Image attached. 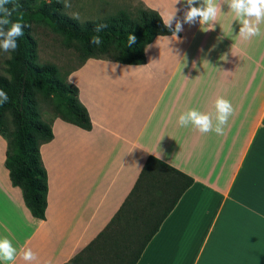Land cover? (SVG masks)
I'll return each mask as SVG.
<instances>
[{
  "label": "crops",
  "instance_id": "obj_1",
  "mask_svg": "<svg viewBox=\"0 0 264 264\" xmlns=\"http://www.w3.org/2000/svg\"><path fill=\"white\" fill-rule=\"evenodd\" d=\"M183 20L184 0H139ZM216 22L184 24L179 39L157 35L145 62L88 58L67 73L89 130L52 115L39 146L47 172L43 219L26 206L5 167L0 134V238L31 248L33 264H65L107 226L152 155L193 178L135 264H264V23L250 40L224 0ZM175 25L173 24V27ZM218 96L234 108L225 134L181 127L189 110L214 112ZM46 120V119H45ZM74 264H124L117 243L100 241Z\"/></svg>",
  "mask_w": 264,
  "mask_h": 264
},
{
  "label": "trees",
  "instance_id": "obj_2",
  "mask_svg": "<svg viewBox=\"0 0 264 264\" xmlns=\"http://www.w3.org/2000/svg\"><path fill=\"white\" fill-rule=\"evenodd\" d=\"M18 3L11 17L30 27L18 40L19 48L5 59L0 74V89L9 101L0 105V134L7 141L5 167L13 185L22 190L24 202L34 217L43 219L47 205V172L39 146L52 138L50 122L40 116V102L54 117L89 130L92 126L86 107L78 98V88L62 75L55 64H40L33 24H44L63 36L75 48L80 64L88 58H103L125 64L145 62L144 48L157 35L172 32L164 26L161 15L140 2L132 10H119L96 20L79 21L63 11L56 0H14ZM12 8L13 3L7 5ZM108 25L100 33L96 25ZM137 37L127 47L128 34ZM100 35L102 45L89 43ZM193 178L162 160L148 156L129 195L98 236L65 264H74L94 244L104 241L116 245L118 256L135 264L142 250L176 205ZM132 248L131 244H136Z\"/></svg>",
  "mask_w": 264,
  "mask_h": 264
},
{
  "label": "clouds",
  "instance_id": "obj_3",
  "mask_svg": "<svg viewBox=\"0 0 264 264\" xmlns=\"http://www.w3.org/2000/svg\"><path fill=\"white\" fill-rule=\"evenodd\" d=\"M51 2L52 0H49V3ZM56 2H62L64 8L71 7L70 0H56ZM10 3H13L12 8L7 7ZM179 3L181 0H175V4ZM184 3L187 5V10L184 12L182 21L176 18V12L179 9H175L167 19H163L164 26L172 32V39H179L178 33L183 31L184 24L192 25L197 21L202 25L213 24L221 11L217 0H184ZM224 3L228 5L234 13V19L240 24L239 35L242 39L250 40L261 34L260 25L264 23V0H224ZM17 7L19 5L14 3V0H0V51L4 53L16 52L19 48V38L25 35L24 29L30 27L19 20L12 21L11 17ZM73 18L79 20V15L74 14ZM107 27V24L100 23L96 25L94 31L100 33ZM136 42L137 37L129 33L127 47L131 48ZM89 43L99 47L103 41L100 35H93ZM9 99L8 94L0 89V105L7 103ZM233 114L234 108L231 102L218 96L214 102V112L205 113L197 109H189L179 116L178 124L181 127L191 125L201 134L214 132L222 136L225 134L229 117ZM16 258L17 248L8 238H0V261L13 262ZM21 259L25 264H33L37 261V255L31 248H26L21 253ZM46 264H51V261H47Z\"/></svg>",
  "mask_w": 264,
  "mask_h": 264
},
{
  "label": "rangeland",
  "instance_id": "obj_4",
  "mask_svg": "<svg viewBox=\"0 0 264 264\" xmlns=\"http://www.w3.org/2000/svg\"><path fill=\"white\" fill-rule=\"evenodd\" d=\"M71 7L63 8L69 16L79 15V21L96 20L119 10H132L139 6V0H70ZM33 36L37 42V56L40 64H55L62 75H67L68 71L77 67L80 58L77 51L68 45L63 36L53 32L44 24H33ZM9 57V53L0 51V74H4V61ZM40 116L48 120L52 117V112L42 102H40ZM132 248L137 247L131 244ZM128 264L127 261H123Z\"/></svg>",
  "mask_w": 264,
  "mask_h": 264
}]
</instances>
